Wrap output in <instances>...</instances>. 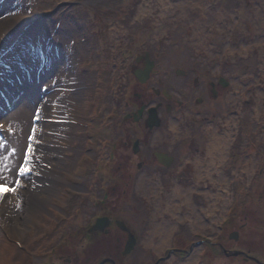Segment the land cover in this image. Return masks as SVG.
Returning a JSON list of instances; mask_svg holds the SVG:
<instances>
[{
  "label": "rangeland",
  "instance_id": "1",
  "mask_svg": "<svg viewBox=\"0 0 264 264\" xmlns=\"http://www.w3.org/2000/svg\"><path fill=\"white\" fill-rule=\"evenodd\" d=\"M169 1L175 3V7L178 3L182 6L179 17L175 16L171 22L162 20L165 17L161 14L162 9L155 0L152 2L148 0L147 3L150 2L151 6L157 4L160 10L157 7L152 8L151 12L147 14L150 15L149 20H143L142 17L135 22L138 17L136 15V18L129 21L130 23L123 24L121 22L129 13H135L137 3L139 5L145 3H140L139 0H0V88L5 89L7 95L9 93L11 95L12 91L18 92L15 102L14 100L12 103L10 100V102L6 101L7 114L0 115V118L16 128L18 133L8 139L0 138V183H7L15 188V192L0 203L1 211L4 212H0V219L3 220L2 218L10 212L17 221H21V224L24 223L23 227L22 225L15 226L14 219V230L9 229L8 226H0V264H26L27 261L36 262L38 260L33 257V251L27 256L24 254V250L9 242L3 235L7 230L11 238L20 237L26 248H36L37 253H42L52 245L57 246L59 242L62 250L75 252L73 249H76V243L77 247L81 244L80 241H77L79 233L76 226L86 221L83 224L85 226L94 213V204L91 203H94L95 200L90 201V195L92 198L95 194L101 197V192H103L99 184L100 179L95 174L101 160L100 149L102 147V141L97 132L101 127V121L98 118L108 119L111 117L110 112H105V107L106 109L115 108L118 102L116 97L119 96L122 89L124 73L137 49L139 51L141 48L147 47L154 54L163 51L171 56L180 57L182 54V57L186 56L191 60V63L195 59L201 65L202 71L209 69L212 74L221 76L230 82L229 88L220 98L224 106L221 101L218 105H210L206 102L201 105L205 107L206 115H195L190 110L195 111L194 108L203 110L204 108L193 106L187 102L183 107H178L172 112L170 119L178 122L180 132L183 131L180 134L181 137L189 138L195 135L196 150H203L206 146L204 138H209L205 131L206 126H218L222 120H227L231 116L234 117L237 124L233 152L238 156L241 150L246 148L245 154H252L250 156L252 160L257 151L264 150V99L260 98L259 104L253 106L247 104L240 106L237 103H232L229 98L234 93V84L252 86L253 88L248 93L250 99L254 94L250 93L254 91V86H261L264 96V85L257 83L262 71L261 56L259 53L246 52L237 57L234 55L232 59H226L224 55L226 50L222 49L230 42L234 44L235 40L231 32L228 31V26L215 30L226 35L222 44L217 38L215 42H211L212 37L216 34L211 29H215L213 25L218 23L219 19L231 16L234 24L239 5L243 4L246 9H251L260 6L262 0ZM67 2H71V4H67ZM55 3H59V5L65 3V5L60 6L59 10L46 21L36 22L28 31L22 32L28 18L43 16ZM212 10L218 12L220 10L221 14L213 17V20H209V14H213ZM154 11L159 12L156 17L157 13ZM229 11L231 12L229 13ZM183 12L184 14H182ZM6 16L12 18L3 24L8 20L5 18ZM151 16H154V19ZM249 16L251 22L256 25L259 24L258 21L263 20L262 16H256L255 13ZM18 17L21 18L18 20ZM240 17L237 16V19L239 20ZM202 20L204 21L202 22ZM103 21L105 25H103ZM197 21L198 23L192 24ZM205 22H208L206 24L208 30L201 24ZM252 23L246 21L245 24V34L242 40L245 42L244 48L249 43L250 30L248 26H253ZM191 24L192 26L199 25V37L195 38L193 34L190 35ZM209 34L206 42L207 46L213 48V51L208 50L207 46L200 48L201 42ZM197 45L198 47H196ZM233 46L237 48L236 45ZM39 47H44L45 50L39 51ZM218 47L221 48L220 51ZM239 50L241 47L236 51L239 52ZM250 58L252 59L248 60ZM164 68L169 73L166 80L170 87L168 89L177 93L181 90L190 92V99L187 100L190 102L201 93L200 88L195 91L190 87V90L189 84L186 85L187 80L175 75V67L165 64ZM120 75L123 77L120 78ZM97 76H101L100 79ZM21 78L25 81H20ZM103 80L105 81L103 82ZM181 99L184 98L181 97ZM3 102L5 101L3 100ZM230 102L231 104H229ZM42 107L46 111L43 116L46 122H43L40 157L37 158V161L41 169L45 171V183L50 185V190L44 199H36L35 203L28 208L26 207L27 198H33L32 195L35 192L33 189L38 181L33 183L31 181L32 174L24 172L25 183L28 185L32 183L31 190L24 189L18 186L19 184L16 185V180H18L17 176L21 174V169L24 168L20 163L25 143L32 144L31 127L41 122L38 116H40L39 110ZM225 114V117L218 118ZM23 118L29 127L19 130L18 122ZM215 118L218 119L213 120ZM79 122L84 123V126L78 125ZM90 124L95 126L93 134H88ZM219 129L222 130L221 127ZM21 130H23L22 133H20ZM185 140L184 144L188 147L190 140L186 138ZM14 144L16 145L14 152L9 153L6 147H12ZM84 156H87L86 160H84ZM186 160V156L182 157L177 167L183 168ZM241 160L242 158L239 156L238 168L233 171V178L237 184L241 178L244 179L241 170L244 163H241ZM232 164V161L229 163L228 155L224 169L227 170V167L230 169ZM175 171L173 169L171 173L175 174ZM68 174H75L78 178L82 174L80 175L81 181L75 185L79 188L78 192L81 193L78 197L70 196L69 198L66 195L68 185H70L66 182ZM153 175H156V178L157 175L161 176L160 173H153L152 177ZM175 175L176 179H181V173ZM164 180L167 181L168 176ZM59 212L62 217L64 216V222L57 217ZM6 221L10 224V217ZM220 224L221 219L217 226ZM83 225L78 229H83ZM218 227L215 230L216 233L217 230L220 232ZM202 228L204 230L207 228V232H211L209 224ZM51 229L55 231L53 237L50 234ZM199 230L189 222H180L176 236L177 238L182 236V243L192 241L196 244L199 240L195 233L204 232ZM62 235L65 236L62 237ZM73 235L76 242L71 247ZM50 238L51 240H48ZM46 239L50 242L37 243V241ZM207 246L206 244L193 246L195 251L200 250L201 253L202 258L198 264H207V261L204 262L203 259V253ZM182 247L183 255L177 253L170 259L176 257L178 261H186L192 254L193 247L187 248L184 245ZM24 255L29 258L27 259ZM167 256L163 254V257ZM168 258L161 264H167L170 260ZM219 264H223V262Z\"/></svg>",
  "mask_w": 264,
  "mask_h": 264
},
{
  "label": "flooded vegetation",
  "instance_id": "2",
  "mask_svg": "<svg viewBox=\"0 0 264 264\" xmlns=\"http://www.w3.org/2000/svg\"><path fill=\"white\" fill-rule=\"evenodd\" d=\"M214 38L215 36L212 40ZM217 39L221 44V38ZM165 64L175 67V75L187 80L186 85L189 84V88L192 87L195 91L200 88L201 93L197 98L190 102L187 101L190 99V92L181 90L177 93L168 89L170 87L166 80L169 73L164 68ZM200 67L195 59L191 63L182 54L181 57L171 56L163 51L154 54L147 47L135 52L124 77L120 75V78L123 77L122 89L116 97L118 102L114 105L115 108L108 110L105 107V112H110L112 117L100 119L101 127L97 132L102 141L101 160L95 174L100 179L103 192L101 197L95 194L92 198L90 195V201L95 200L91 203L94 204V213L90 221L83 225V229H78L82 225L77 226V241L81 244L77 247L76 243V249H73L75 252L56 251V247H53L47 250V256H36L35 259L39 260L30 263L27 261L26 264H161L163 260H167L163 256L156 259L157 251L148 243L146 235L149 234L151 223L149 198L148 195L139 194V185L145 183L142 182L143 178L150 177L147 180L148 185H163L166 188L162 187L161 192L169 194L167 187L172 184V179H176L175 174L181 173L178 181L191 182V175L187 174L184 167L195 154L207 151L209 138H204L206 146L203 150H196L195 135L181 137L180 132L176 131L173 135H180L179 138L170 136V116L176 108L183 107L187 102L204 108L190 112L204 115L205 107L201 105L206 102L218 105L222 102L220 98L224 91L230 86V82L223 77L212 74L209 69L202 71ZM100 77L97 76L98 79ZM245 88L244 103L234 102L233 99L230 101L240 106H253L259 104L260 98L264 99L261 86H254V91L250 92L254 93L251 99L248 93L253 87ZM257 95L260 97L255 100ZM103 105L105 106L104 103ZM225 116L226 114L218 118ZM231 118L234 119L233 116L229 119ZM173 123L178 125L177 122ZM185 138L190 140L188 147L184 144ZM235 142L236 139L227 154L229 163L232 161L233 164L230 169H224L229 174V198L221 206L222 213L218 215H222V225H210V233L207 228L198 229L212 237L211 242H206L208 246L205 250L210 252L213 264H264V150L257 151L251 160L252 154H245L246 148L238 156L233 152ZM164 154L168 155L165 163L158 157ZM170 156L173 157L171 164ZM184 156L187 160L184 161L183 168L177 167ZM239 156L242 158L241 163H244L241 169L244 179L241 178L237 184L233 171L238 168ZM249 160L251 167L245 172L244 166ZM173 169L176 170L175 174L171 173ZM153 173L161 174L157 175L160 181L154 183L157 178L156 175L152 177ZM167 176L169 181L164 180ZM158 192L155 190V194ZM218 217L216 218L219 220ZM217 227L220 232L217 230L216 233ZM179 239L183 241L182 236ZM201 242L196 244L202 245ZM170 249L181 251L176 243ZM162 253L163 251L160 255Z\"/></svg>",
  "mask_w": 264,
  "mask_h": 264
},
{
  "label": "bare ground",
  "instance_id": "3",
  "mask_svg": "<svg viewBox=\"0 0 264 264\" xmlns=\"http://www.w3.org/2000/svg\"><path fill=\"white\" fill-rule=\"evenodd\" d=\"M140 3H145L139 5L137 3L135 13H129L127 17L121 22L128 24L129 21L133 18H136V15L138 16L135 22L140 20V18L148 19L150 15H147L151 12L152 8L157 7L159 9H162L161 14L165 17L162 18V20L171 22L175 19V16L179 17V14L182 11L181 5H176L178 8L174 6L175 3L169 1V0H155L157 4L150 5V2L147 3L148 0H139ZM152 2V0H150ZM52 8V7H49ZM220 8V7H219ZM239 10L237 11L236 15V21L233 24V17L231 16H225L224 19H219L218 23L215 24V29L217 28H225V26H228V31L231 32V34L235 37L236 41L234 45H236L237 48L244 47L245 42L242 40L244 39L245 34V24L246 21H249V23H252L250 20V14H256V16H262L263 20L258 21L259 24L256 25V28L254 31H251V37H250V48H254L256 51H258L262 58V72L260 74V83H264V0H262L261 5L257 8L253 9H246V7L241 4L239 5ZM160 10V9H159ZM217 10V9H216ZM212 10L213 14H209V20H213V17H216L221 14V11L219 10ZM224 11V10H223ZM157 14H155V17L158 15V11H154ZM231 11H229L230 13ZM249 12V13H247ZM153 14V13H152ZM184 14V12L182 13ZM181 14V16H182ZM243 14V15H242ZM147 15V16H146ZM244 20H238L237 16H241ZM246 17V18H245ZM7 21L3 22L7 23L12 18L11 16H6ZM21 17H18V20ZM151 18L154 19V16H151ZM259 18V17H257ZM181 19V18H180ZM149 20V19H148ZM161 20V19H160ZM207 20V18H206ZM209 20H207L209 22ZM204 20H202L203 22ZM208 22H205L204 24L201 23L203 26L206 27V24ZM198 23L197 22H192ZM191 24V34L194 35V37H199L198 29L199 25H193ZM210 24V23H209ZM103 25H105L103 21ZM212 26V27H213ZM123 27V26H122ZM121 28V26H119ZM125 28V27H124ZM207 29V27H206ZM256 29H260L262 34L258 36V31ZM208 30V29H207ZM250 30V29H249ZM210 31V30H209ZM211 31H214L211 29ZM119 34H121V31H119ZM212 34V33H210ZM206 36L204 38V41L201 42V47L204 48L207 46V38L210 36ZM109 36V34H108ZM258 36V37H257ZM241 41V42H240ZM192 43V42H191ZM200 43H198L199 45ZM241 44V45H240ZM198 45L196 47H198ZM200 46V45H199ZM248 47V45H246ZM208 50H212L210 46L206 47ZM237 48H235L237 50ZM226 53L229 56L234 55V48L231 44H228ZM202 50V49H201ZM205 50V49H204ZM248 50V49H247ZM207 52V51H206ZM240 53H246L245 49L240 50ZM20 81H25V79L21 78ZM235 91L234 94L231 95L230 99H233L234 102L238 103H244V96L246 92L245 86H242L239 84L234 85ZM13 93L10 95L11 100L14 102L16 101V95L18 92L12 91ZM14 94V97H13ZM259 95L255 96L254 99L257 100ZM15 98V99H14ZM7 106L3 103V101H0V115H6L7 114ZM40 116L38 118H42L44 114L46 113L45 109L42 107L39 110ZM20 122H18L19 130L23 128H28L29 125H26L27 121L23 118L22 120L19 119ZM43 123L39 122L36 126L31 127V137L33 138L32 144L25 143L24 152L22 153V159H21V165L25 168H31L32 170V176L31 181L35 183V181H38L36 183L35 189H33L34 194L32 195L33 198H27V206L30 208L32 204L35 203L36 199H44L50 190V185L45 183L46 181V174L45 171L41 169L37 158L40 157V145H41V135H42V129H43ZM31 126V125H30ZM219 126L223 128V131L219 130ZM219 126H207L206 132L209 134L208 139V146L207 151L204 153H197L194 155L193 158L187 161L184 169L187 172L188 175H191V182L185 181H178L177 179H172V184L167 187L169 194H163L161 192L162 187L166 188L163 185H148L147 180L148 178H143L142 182L145 181V183H141L139 185V194L142 196H150L153 194V192L158 190V197L151 198V201L149 202L152 211L150 213L151 216V223L149 227V234L146 235L148 239V243L152 245L155 248V251H157L159 254L162 252L164 248L169 246V243L171 241V238L175 232L179 228L178 222L185 221L186 223L192 224L194 228H202L210 223V225H214L215 223L219 221L216 217L212 218V216L216 213L218 209L223 206L227 199L229 198V190H228V180H229V174L226 172L221 166L224 163L225 158L227 157L228 151L232 143H234L236 139V123L234 122V119H227L225 121H221L219 123ZM178 129V125L176 123H173L172 129L170 130V134L173 135ZM11 131H13L11 129ZM23 130L20 131L22 133ZM30 131V130H29ZM18 134V133H17ZM19 138V137H18ZM21 142V140H20ZM16 145L14 144L12 147H6V150L9 153H13L15 150ZM33 165V166H32ZM251 161L249 160L248 164L244 166V171L248 172L250 170ZM25 174L21 172L20 175L17 176L16 185L21 186L24 189H31V184L28 185L25 183ZM158 180L154 179V183ZM39 192H38V190ZM12 192L5 197H10L12 195ZM48 192V193H47ZM29 194V193H28ZM27 194V195H28ZM3 198V197H2ZM1 199V196H0ZM28 210V209H27ZM14 217L13 215H11ZM15 219V218H14ZM21 221H17L15 219L14 225L23 227L24 223L21 224ZM184 223V222H183ZM13 228V227H12ZM14 229V228H13ZM156 237L158 239L156 240ZM200 261V255L199 253L194 252L193 255L185 262H180L176 260V257H173L172 259L168 260L167 264H198Z\"/></svg>",
  "mask_w": 264,
  "mask_h": 264
},
{
  "label": "snow or ice",
  "instance_id": "4",
  "mask_svg": "<svg viewBox=\"0 0 264 264\" xmlns=\"http://www.w3.org/2000/svg\"><path fill=\"white\" fill-rule=\"evenodd\" d=\"M26 171H28L27 167H25V168L21 169V172H22V174H23L24 172H26ZM9 191H12V190H11V189H9Z\"/></svg>",
  "mask_w": 264,
  "mask_h": 264
},
{
  "label": "water",
  "instance_id": "5",
  "mask_svg": "<svg viewBox=\"0 0 264 264\" xmlns=\"http://www.w3.org/2000/svg\"><path fill=\"white\" fill-rule=\"evenodd\" d=\"M165 163V161H163Z\"/></svg>",
  "mask_w": 264,
  "mask_h": 264
}]
</instances>
